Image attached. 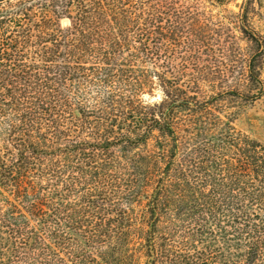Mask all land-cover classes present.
Instances as JSON below:
<instances>
[{
	"label": "trees",
	"instance_id": "trees-1",
	"mask_svg": "<svg viewBox=\"0 0 264 264\" xmlns=\"http://www.w3.org/2000/svg\"><path fill=\"white\" fill-rule=\"evenodd\" d=\"M54 2L0 0V264H264V145L171 73L178 0Z\"/></svg>",
	"mask_w": 264,
	"mask_h": 264
},
{
	"label": "rangeland",
	"instance_id": "rangeland-1",
	"mask_svg": "<svg viewBox=\"0 0 264 264\" xmlns=\"http://www.w3.org/2000/svg\"><path fill=\"white\" fill-rule=\"evenodd\" d=\"M45 1L55 5L54 0ZM245 7L249 8L250 28L264 41V0H228L224 4L216 0H178V5L169 15H164L158 25L171 32L182 25L199 33L196 49L184 54L189 68L186 71L177 68L171 73L179 77L180 84L185 88L187 84L194 88L189 89V94L194 95L191 92L197 91L199 96L208 98L218 93L224 94L211 105V112L264 145V95L254 99L257 91L248 78L249 61L255 50L239 29ZM58 9L61 10V7ZM65 20L71 25L70 19ZM170 43L169 56L176 66L181 59L176 58L172 51L176 49V43ZM165 61L166 57L162 54L160 63L164 65ZM261 80L264 84V55ZM164 97L163 91L159 90L156 99L161 101ZM201 115L211 118L207 113Z\"/></svg>",
	"mask_w": 264,
	"mask_h": 264
},
{
	"label": "water",
	"instance_id": "water-1",
	"mask_svg": "<svg viewBox=\"0 0 264 264\" xmlns=\"http://www.w3.org/2000/svg\"><path fill=\"white\" fill-rule=\"evenodd\" d=\"M63 26H64L65 28L69 27V26H70L69 21H68V20H65V21L63 22Z\"/></svg>",
	"mask_w": 264,
	"mask_h": 264
}]
</instances>
